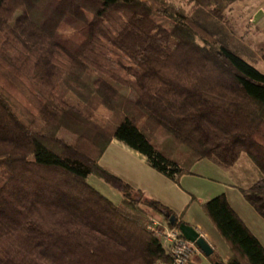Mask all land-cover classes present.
<instances>
[{"label":"trees","instance_id":"1","mask_svg":"<svg viewBox=\"0 0 264 264\" xmlns=\"http://www.w3.org/2000/svg\"><path fill=\"white\" fill-rule=\"evenodd\" d=\"M178 1L222 19L241 0ZM112 139L174 182L202 159L231 167L246 154L260 176L241 192L264 217V73L189 11L173 0H0V264H171L145 207L173 212L100 165ZM201 206L228 245L221 263L264 264L223 193Z\"/></svg>","mask_w":264,"mask_h":264},{"label":"rangeland","instance_id":"2","mask_svg":"<svg viewBox=\"0 0 264 264\" xmlns=\"http://www.w3.org/2000/svg\"><path fill=\"white\" fill-rule=\"evenodd\" d=\"M173 1L176 5L184 7L186 11H189L196 19L206 25L228 48L264 73V18L257 21L254 20V23L249 20L254 10L259 6H264V0L234 2L230 8L224 11L222 19L212 17L203 9H193L183 1ZM77 11L79 10L76 8L72 10L73 13L79 15L82 19H88V14ZM153 17L167 26L165 23L167 21L164 17L158 14L153 15ZM122 91L125 92L123 89ZM160 139L158 136L157 140ZM111 141L99 159L100 164L105 165L124 180L132 181V185L135 188H140L147 197L155 199L168 207L173 212L172 216H174L175 221L177 217H180L189 225H191L193 220L198 223L215 243L216 252L222 255L225 249L229 250L228 245L205 215L201 206L210 197L225 191L228 176L222 169L216 170L212 165L207 164V161H200L192 166L191 173L181 175L178 181L174 182L157 173V171L140 160L137 155L125 150L121 145L111 144ZM242 163L243 161H240L238 167L236 166L234 170L235 175L241 179L235 180L239 186H243L239 188L240 191L247 189L255 182V179L252 178V172L245 171V168L241 165ZM248 179L253 182L244 188V182ZM88 182L114 203L120 202L121 193L97 176L91 174L88 177ZM145 210L148 218L152 216L162 220L166 225H172L169 219L164 218L159 212L148 207H145ZM243 214L248 219L250 228L255 229L256 233L257 231H264V228H262L264 226L262 225L264 224L262 223L264 222L262 218L264 217L261 218L255 212L254 214L250 213V216L246 213V210L243 211ZM197 251L198 248L189 257V260ZM215 260H217L216 262H224L221 259L215 258ZM204 262L202 264H214L211 258L204 260Z\"/></svg>","mask_w":264,"mask_h":264},{"label":"crops","instance_id":"3","mask_svg":"<svg viewBox=\"0 0 264 264\" xmlns=\"http://www.w3.org/2000/svg\"><path fill=\"white\" fill-rule=\"evenodd\" d=\"M262 18H264V17H258L255 21L262 19ZM251 22L254 23V21H251ZM111 144L121 145L125 150L130 151L131 153L137 155L140 158V160H142L145 163V159L142 155H140L139 153L129 149L127 146L120 143L119 141L113 139L111 141ZM200 161H207L206 163L209 165H212L216 170L222 169L225 172V174L228 176V179L226 180L225 191H222L221 193H223L226 196V199H227L229 205L232 207V209L235 211V213L238 215V217L243 221V223L247 226V228L250 230V232L259 240V242L262 244V246H264V231H261L262 233L260 231H257V233H256L255 229L253 230L252 228H250V225L248 224V219L243 214V211L246 210V213H248L250 216H251L250 213L254 214V212L258 215V213L254 210V208L244 199V197H243V195L239 189V188H242L243 186L241 187L235 182V180L239 179V178L234 173L235 172L234 170L236 169L235 167L236 166L238 167V165H239L238 163H240V161L241 162L243 161V163L241 165H243V167L245 168V171H248V172L251 171L252 172V175H253L252 178L255 180L260 176L259 170L254 166V164H252L251 160L249 159V157L246 154H241L238 161L231 167H223L211 159H202ZM200 161H198V162H200ZM100 165L102 167H104L105 169H107L108 171L113 172L108 167H106L105 165H102V164H100ZM239 180H241V179H239ZM125 181H127L132 187H134L132 185V181L126 180V179H125ZM252 182H253L252 180L248 179L246 182H244V186H245L244 188L248 187ZM137 189H140V188L137 187ZM221 193H219V194H221ZM217 195H218V193H217ZM262 219H264V218H262ZM262 223H264V222H262ZM262 225H264V224H262ZM191 226L193 228H195L200 233V235L206 240V242L209 244L210 248L212 249V252L209 255H205L198 248V251L191 257L190 260L187 261L186 264H202V263H205L204 260L210 259V257H209L210 255H212V257H215L216 259H221L222 261H226L229 258L230 251L228 249H225L223 251L224 253H222V255L220 253L216 252L215 243L212 241V239L209 237V235L205 231L202 230V228L200 227V225L198 223H196L193 220L191 222ZM262 228H264V226H262Z\"/></svg>","mask_w":264,"mask_h":264},{"label":"built area","instance_id":"4","mask_svg":"<svg viewBox=\"0 0 264 264\" xmlns=\"http://www.w3.org/2000/svg\"><path fill=\"white\" fill-rule=\"evenodd\" d=\"M258 17H264V6L254 10L249 20L254 21ZM148 229L169 249L172 256L171 264H186L189 257L197 250L195 243L186 240L177 227L166 225L162 220L149 216Z\"/></svg>","mask_w":264,"mask_h":264},{"label":"water","instance_id":"5","mask_svg":"<svg viewBox=\"0 0 264 264\" xmlns=\"http://www.w3.org/2000/svg\"><path fill=\"white\" fill-rule=\"evenodd\" d=\"M169 221L171 222V224H174L175 222L174 216H171L169 218ZM178 229L181 235L186 240L195 243L196 247L199 248L205 255L211 254L212 249L210 248L209 244L206 242V240L200 235V233L195 228H193L189 224L180 223L178 225ZM215 264H223V263L215 262Z\"/></svg>","mask_w":264,"mask_h":264}]
</instances>
